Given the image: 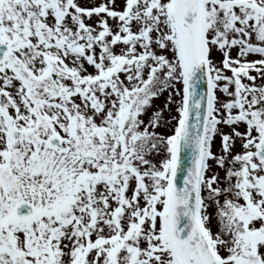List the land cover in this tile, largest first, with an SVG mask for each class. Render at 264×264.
<instances>
[{"label":"snow or ice","instance_id":"1","mask_svg":"<svg viewBox=\"0 0 264 264\" xmlns=\"http://www.w3.org/2000/svg\"><path fill=\"white\" fill-rule=\"evenodd\" d=\"M0 264H264V0H0Z\"/></svg>","mask_w":264,"mask_h":264}]
</instances>
